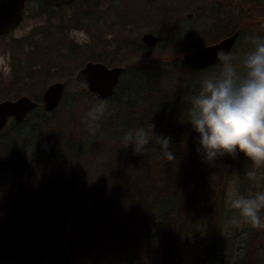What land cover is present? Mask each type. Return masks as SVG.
I'll use <instances>...</instances> for the list:
<instances>
[{
    "label": "trees",
    "instance_id": "obj_1",
    "mask_svg": "<svg viewBox=\"0 0 264 264\" xmlns=\"http://www.w3.org/2000/svg\"><path fill=\"white\" fill-rule=\"evenodd\" d=\"M78 2L75 6L86 4V0ZM220 8L213 5L205 11L208 19L221 13ZM47 9L44 13L54 11ZM93 16L98 24V15L84 12L57 23L48 15L45 27L37 30L40 39H35L36 34L28 36L29 61L25 66L13 65V85H24L23 94L38 106L23 122L11 120L0 131V264L205 263L202 255L207 248L201 247L202 242H216L211 231L203 235L204 219L219 221L226 212L231 220L235 210L222 203L226 182L232 174L244 179L252 164L240 152L235 158L219 157L212 164L202 161L196 151L198 134L184 120L189 107L184 98L197 94L202 80L219 70V63L195 69L171 55L192 51L195 43L189 38L217 36L223 30L215 24L202 35L192 31L183 35L180 30L161 34L153 48L145 47L140 37L122 34L104 59L93 48L79 46L64 35L66 28L87 29ZM237 31L235 46L239 47L231 54L239 61L248 44L243 30ZM183 39L192 45L178 50L176 44ZM164 40L171 45L163 46ZM153 49L159 51L155 56ZM87 61L123 68L110 97L98 98L84 88L72 91L78 85L74 74ZM51 70L66 74L65 91L55 110L46 112L39 95L32 96L26 85H43ZM85 101L87 106L100 101L107 104L99 120L104 124L100 135L93 134L89 121L77 113ZM151 125L157 136L170 137L175 160L162 158L154 140L141 155L134 154L131 145L123 147L127 132ZM80 134L93 139L88 145L72 139ZM96 138L101 141L93 149ZM99 156L103 161L97 169L101 166L110 173L109 191L97 180L92 188L73 192L75 175L63 165L82 164L86 171L87 164ZM243 190L241 183L238 194L243 195ZM194 236L198 239L192 242ZM227 240L229 236L221 237L224 255L219 264H228Z\"/></svg>",
    "mask_w": 264,
    "mask_h": 264
},
{
    "label": "rangeland",
    "instance_id": "obj_2",
    "mask_svg": "<svg viewBox=\"0 0 264 264\" xmlns=\"http://www.w3.org/2000/svg\"><path fill=\"white\" fill-rule=\"evenodd\" d=\"M76 1H81L82 3L83 0ZM96 1L97 4L93 5ZM213 5L217 7L220 6L221 13L217 14V16H214L212 19H208V15L205 11H208ZM200 7H205L207 10L200 11ZM47 10V7L42 5L41 0H28L24 8V21L20 29L14 34V36H16L15 38L36 34L35 39H40L37 35L38 29L45 27L46 23L49 21L48 15L53 16V18H50L52 23H57L62 18L71 17L76 12L98 15L100 21L98 24L94 23L96 19L93 16L90 20L92 23L87 29L74 27L66 28L64 30V35L67 39L79 46L89 49L93 48V52L95 54L101 53L104 59L107 58L105 56H108L109 50L113 48L114 39L122 34H131L130 38L140 37V41L142 35L147 32L156 35L158 38L161 34L173 35L178 30H180L183 35L190 31H192V33L194 32L193 35H202V33L209 30L210 27L213 28L215 24H218L223 31L217 36H203L202 39L199 36L189 38L188 41H193L197 44H194L192 50L217 43L234 32H238V29L243 30V33L246 34L245 42L248 44L247 50H249L251 45L247 37L253 35L263 36L264 29V0H194L193 2H191V0H86L85 5L75 6V4H73L65 8H54V11L44 13ZM103 17L108 18V20L105 21ZM116 17V22H112L113 18L115 19ZM111 25L114 28H110ZM118 31H121L120 34L117 33ZM169 43L171 45V42L164 40L163 46L166 44L169 45ZM246 44H242L239 48H244L241 55L246 49ZM188 45L190 46L192 44L185 42L184 39L176 44L178 50L179 48L182 50V48H186ZM244 45L245 47H243ZM237 47L239 46L237 45L233 47L234 50L232 49L235 54L238 50ZM158 52L159 51L156 49H153L151 53L155 56ZM172 53L173 51L171 54ZM173 54L171 55L172 57L174 56L179 62L183 63V56L187 53L183 50ZM29 56V46L21 50L16 43H12L10 48L0 45V102L4 100H15L20 96H26L23 94L25 91L22 90L24 89V85L19 82L16 86L13 85L15 84L13 81V65L17 63L18 65L25 66V63L29 61ZM232 56L233 63H238L239 61L235 60L234 55ZM15 66L17 65H14V67ZM35 68L37 67L33 66V69ZM50 73V77L43 82V85H41V83L39 86H33L32 84L26 85V89L31 91L30 93L32 96L39 95L41 98V94L45 88L54 82H61L64 84L63 81H65L64 78L66 74L58 73L56 70H51ZM41 87H43V89H41ZM87 102H83L79 111L77 110V113L82 115L81 120L86 119L85 114L94 107L92 104L87 106ZM90 103L93 102L90 101L89 104ZM86 109L89 111L86 112ZM96 124H98L99 127L95 133L97 134L98 132L100 135V131L103 130L104 124L99 120L96 121ZM79 130H81V128ZM73 136L74 135H72V139L74 140L82 139L80 141L82 144H87L93 139L92 135L85 137V135L83 136V134H80L77 139ZM98 139L100 138H96L97 142H95L93 149L97 148L100 144L101 140ZM102 161L103 158L100 157L97 161L94 159L91 163L89 162L86 171L82 164L76 163L77 165H75L66 162L63 165L66 168L69 167L71 172L75 175L72 185L73 192L84 187L88 188L91 186L92 188L94 182L97 180H100L102 188L105 189L107 187L106 193L109 191L112 184L111 179H109V170L106 172V168L104 170V167L101 166L97 169V164L102 163ZM235 163H237V161H235ZM257 174L260 177L259 181L250 180L247 176L242 179L241 177L239 178L237 174L230 175L225 185L224 199L222 201L223 205H226L228 208V201L235 198L238 194L241 183L244 184V196L250 194L254 195L258 191H264V170L257 171ZM232 214L233 211L231 212V220L228 219L229 216L226 215L225 212L223 217H220L219 221L214 219L210 222L208 221V216H206L201 227L203 229V235H206L207 230L209 232L211 231L213 240L216 243L209 244L208 241L202 242L203 246L201 247L203 249L207 248L202 255V259L206 258L208 264H219L221 254L224 255L221 237L229 236V240H227L228 244L226 242V248L229 249L227 253L229 256V258H227L228 264H264V228L253 229L249 227L250 225L240 222L239 215L236 211L233 215ZM261 217L264 218V210L261 211ZM198 236H194L191 241L197 240ZM207 262L201 264H207Z\"/></svg>",
    "mask_w": 264,
    "mask_h": 264
},
{
    "label": "clouds",
    "instance_id": "obj_3",
    "mask_svg": "<svg viewBox=\"0 0 264 264\" xmlns=\"http://www.w3.org/2000/svg\"><path fill=\"white\" fill-rule=\"evenodd\" d=\"M250 49L238 63L223 48L216 51L219 70L202 80L197 94L186 96L189 105L184 120L190 123L198 134L196 151L202 154V161L212 164L225 155L236 157L243 153L251 162L252 170L246 171L248 179L259 181L257 170L264 168V36H249ZM86 77L72 88L73 92L88 87ZM107 111L105 101H100L85 118L93 134ZM143 127L131 130L123 138V147L132 146L134 154L144 153L145 146L155 141L162 158L175 160L170 150V137L157 136L153 130ZM240 222L253 229L264 228V191L248 196L237 194L228 201Z\"/></svg>",
    "mask_w": 264,
    "mask_h": 264
},
{
    "label": "water",
    "instance_id": "obj_4",
    "mask_svg": "<svg viewBox=\"0 0 264 264\" xmlns=\"http://www.w3.org/2000/svg\"><path fill=\"white\" fill-rule=\"evenodd\" d=\"M74 1L41 0V3L46 7L58 8L63 5L69 6ZM25 2L26 0H0V34L19 24ZM238 36L239 32H234L217 43L196 48L183 56V63L195 69H203L218 64L219 62L215 57L216 51L223 48L226 52L231 53ZM141 42L145 47L152 48L159 42V38L147 32L142 35ZM122 73V67H107L101 62L88 61L76 71L74 80L79 84L80 80L86 77L89 86L84 87V89L98 98L105 99L110 97L116 89ZM64 89L65 86L61 82H54L45 88L41 95V102L46 112L54 111L59 105ZM37 106L38 104L35 101L26 96L0 102V130L5 127L10 119L18 123L23 122L25 117Z\"/></svg>",
    "mask_w": 264,
    "mask_h": 264
},
{
    "label": "flooded vegetation",
    "instance_id": "obj_5",
    "mask_svg": "<svg viewBox=\"0 0 264 264\" xmlns=\"http://www.w3.org/2000/svg\"><path fill=\"white\" fill-rule=\"evenodd\" d=\"M23 21H24V9L22 12V19L19 22V24L15 26L14 28H11L7 32L0 34V45L1 46H4V47L8 46L10 48V45H12V43H16L18 44V46L19 45L22 46V49L28 46V36L27 37L23 36L21 38H15L16 36H14V34L20 29Z\"/></svg>",
    "mask_w": 264,
    "mask_h": 264
}]
</instances>
